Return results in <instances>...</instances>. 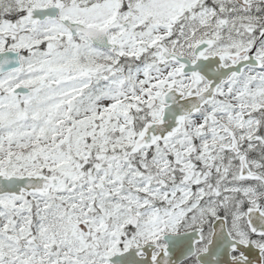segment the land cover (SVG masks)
Wrapping results in <instances>:
<instances>
[{
	"label": "snow or ice",
	"instance_id": "1",
	"mask_svg": "<svg viewBox=\"0 0 264 264\" xmlns=\"http://www.w3.org/2000/svg\"><path fill=\"white\" fill-rule=\"evenodd\" d=\"M0 264H264V0H0Z\"/></svg>",
	"mask_w": 264,
	"mask_h": 264
}]
</instances>
